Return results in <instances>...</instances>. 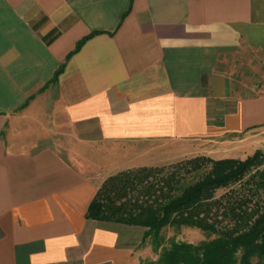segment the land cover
I'll return each instance as SVG.
<instances>
[{
  "label": "crops",
  "instance_id": "1",
  "mask_svg": "<svg viewBox=\"0 0 264 264\" xmlns=\"http://www.w3.org/2000/svg\"><path fill=\"white\" fill-rule=\"evenodd\" d=\"M255 151L264 0H0V264H142L100 182Z\"/></svg>",
  "mask_w": 264,
  "mask_h": 264
},
{
  "label": "trees",
  "instance_id": "2",
  "mask_svg": "<svg viewBox=\"0 0 264 264\" xmlns=\"http://www.w3.org/2000/svg\"><path fill=\"white\" fill-rule=\"evenodd\" d=\"M94 33L78 40L66 59ZM63 65L49 82H55ZM219 189L225 191L215 197ZM84 215L142 227L140 240L148 239L157 254L143 264H253L252 257L261 263L263 154L255 151L242 160L195 156L164 166L119 171L103 180ZM224 219L229 223L221 224ZM170 225L194 227L212 236L197 243L170 239L164 244L161 231Z\"/></svg>",
  "mask_w": 264,
  "mask_h": 264
},
{
  "label": "rangeland",
  "instance_id": "3",
  "mask_svg": "<svg viewBox=\"0 0 264 264\" xmlns=\"http://www.w3.org/2000/svg\"><path fill=\"white\" fill-rule=\"evenodd\" d=\"M246 80H252V78H247ZM239 86L242 87V88L248 87V85H246V84L245 85L244 84L243 85L236 84V87L239 88ZM198 156H200V155H198ZM193 157H195V156L186 157V158L177 160V161H175L173 163H176V162H179V161H182V160H186V159H190V158H193ZM169 164H172V163H169ZM165 165H168V164H165ZM161 166H164V165H161ZM153 167H158V166H153ZM133 168H138V167H133ZM133 168H128V169H133ZM124 170H127V169H124ZM121 171H123V170H121ZM111 175H113V174H111ZM103 180L100 182L99 186L101 185V183L103 182ZM234 188L237 189L238 186L235 185ZM224 191H225L224 189L217 190L215 192V194H214L215 197H218ZM242 192H244V189L240 190V193H242ZM252 204H253V201L247 203L248 207L251 206ZM228 223H229L228 220H225V219L221 221V224H228ZM161 232H162V235H163V243L164 244H167L170 239L184 240V241H189V242L197 243V242H199V241H201V240H203V239H205L207 237L212 236V234L207 235L206 233L202 232L201 230H199L197 228L187 227V226L174 227V226H171L170 225V226H166ZM138 235L141 238L142 230H138ZM140 241L141 240L138 239L133 244L136 246L137 249L138 248L141 249V253L143 255L142 258H139V260L141 261V263H142V261H145L147 259H153V258H155L157 254L152 250L151 245H150V242L148 241V239L147 240H143L141 242ZM251 261H252L253 264H264V260H262L261 263H259L256 260L255 257H252Z\"/></svg>",
  "mask_w": 264,
  "mask_h": 264
}]
</instances>
